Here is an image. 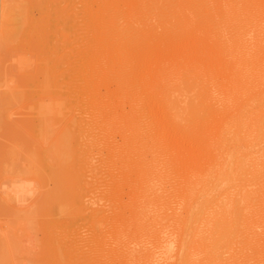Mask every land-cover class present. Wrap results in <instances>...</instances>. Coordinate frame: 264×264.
Listing matches in <instances>:
<instances>
[{"label":"rangeland","instance_id":"rangeland-1","mask_svg":"<svg viewBox=\"0 0 264 264\" xmlns=\"http://www.w3.org/2000/svg\"><path fill=\"white\" fill-rule=\"evenodd\" d=\"M37 1L38 0L35 2L32 0H0V30H12L14 28V23L11 22L10 24L8 19L15 17V15L18 17L19 13H22V15L25 14V16L23 15L25 18L24 24L20 28L19 33L23 35L28 16L27 7L30 8L32 6L31 8H33L29 9V12L32 11V13H29L32 22H38L40 20L39 17L42 16V12L40 10L41 6ZM59 1L60 3H57V0L55 2L57 7L52 4V13L50 12L51 15L53 14L51 16L52 19H50L51 24L47 27L39 28L38 30H45L46 34L44 37L46 40L44 37L41 38L37 29L34 30V28L32 29L33 36L31 35L32 37H29L30 35H28L25 37L24 39L27 40L24 41V43V39L20 40V34L18 36L19 40H15V43H12L11 41L7 42L8 44H4V46H0V92L9 93L12 91L15 93L14 96L16 95V98L19 96L20 99L19 101H12L10 104L11 108L8 107V111L5 113V115L7 114V122L3 123L6 121L4 117L2 122L3 124L0 123V264H56L54 260V253L50 250V245L56 238L58 243L61 245L60 248L63 250H65L66 243L69 242L71 247H73L74 250L76 249L75 251L77 253H75L79 257L82 252L93 254L92 247L97 236H95V229L91 224V220L89 219L90 217L88 216L94 212H103L105 213L104 215H107L105 217L109 221L115 215L113 214V211L115 210L116 212L121 209H124V215H130V212H132L130 202L132 200H136L140 194L142 195V193L139 192L145 189L144 185H147L145 183L148 180L145 175L148 174V176L151 175L149 177H153L154 167L159 173V179L156 181L154 180V185L156 186L158 193L155 200H168L169 196L172 199L175 195L178 196L181 194V186L185 182V178L190 177L193 181H201L208 168L213 167L216 169L219 167L221 165L222 154L227 149H231L234 146L229 142H217L211 147H204L202 145V140L205 139L206 136L213 134L216 129V125L203 128L199 134V137L202 138L199 142V137H196L195 139V137L191 138L185 136L181 125H174V122L171 121V112L166 107L165 98L162 94L165 86H168L171 82L175 81L180 76V73L184 71V67H187V65L192 62L199 61L201 59L204 60L200 62L199 68L196 69L197 72L201 73V71H210L211 74L216 73V86L223 87L228 82V78L232 73L231 70L234 69L226 67L225 59L222 56L216 58V60L212 59L211 54H213V42L211 40H202L201 35H197L198 33L196 30H192V27L190 26H183L184 29H182V27L173 28L174 23L169 25L165 22L164 16L167 10L161 6H158L157 8L153 7V0ZM109 3L111 5H109ZM243 5L245 6L247 14L246 23L249 24L251 21V27L248 24L243 27V40L241 43L243 46L242 56L244 57V69L249 70L246 81L250 83V86L238 100L243 112L250 107H253L256 110V115L258 116L257 120L264 122V0H244ZM58 6H61L63 10ZM186 14L187 13L178 14V19L183 20L191 16V13ZM249 16L251 19L248 18ZM53 17L56 18L54 19ZM10 20L12 21V19ZM99 23H101L100 27L102 29H108L107 31L109 35L107 36H109L108 40L110 39L108 42H104V39H102L106 36L104 30L99 27ZM104 24L106 25L104 26ZM129 24H131L132 27L129 26ZM9 25L12 27H8ZM255 27L257 28L253 29ZM59 28L63 31L59 30ZM168 29H171L174 32L169 35L166 32ZM180 29L182 30L180 31ZM100 30L103 32L101 33ZM33 31H35V33ZM246 31L248 35L245 34ZM47 33L51 35H48ZM62 34H66L65 37L62 36ZM36 35L40 37L39 39H41V41H38V44L35 46V40L38 39ZM33 37L36 38L32 40ZM63 38H65V40ZM42 39L44 41H42ZM29 40L32 41L30 42ZM115 40L118 41L114 42ZM18 41H21L20 45L17 44L19 43ZM47 41H49V43ZM53 41L56 43L53 44ZM9 43H11V45ZM31 43H33L36 48L33 49L31 47L33 46ZM25 44L29 45V48ZM55 44H57V47ZM51 45L55 48H50L52 47ZM16 46L19 47L16 48ZM41 46H44V48H40ZM46 47L48 50L50 49L49 52H46L48 51ZM27 49H30V51ZM24 52L25 56L23 55ZM119 52L122 53L120 54ZM35 53H39L41 57L38 54L35 55ZM26 54L28 55L26 56ZM100 55L101 57L99 58ZM60 58L62 62L59 61ZM55 62L59 63V65ZM48 65H51L52 67ZM20 67H23V72ZM16 68H19L20 70ZM58 68L62 73L58 70ZM46 69L48 70L46 71ZM17 70L19 72H17ZM104 70L106 71L105 74L111 78V80L109 79L110 81L103 79V75L101 74L104 73L101 72H105ZM39 71L41 72V76L38 74L40 73ZM46 73L49 77H51L52 74L56 81L54 78L51 79L52 77L48 78ZM13 74L16 77H14ZM54 74H56V76ZM57 75L59 76L57 77ZM4 76L5 78H8H6L5 81ZM35 76L37 77V80ZM99 76H102V78ZM19 77H23L21 79H24V81V77H26L27 82L25 81L26 83L24 84L27 86L22 83V80ZM31 77L34 78L32 79ZM60 78H63L64 80H61ZM31 80L35 81L32 82ZM53 80L55 81L54 84L52 83L54 82ZM38 81L43 82L42 87ZM9 82H13L14 84L11 83V85H9ZM5 84L9 85L7 87H12L9 89ZM35 84L38 85V88ZM48 89H51V91ZM41 90L44 93L41 92ZM52 90L57 91L53 92ZM30 91L35 92H32L31 94ZM24 92L27 98L24 97ZM48 92H51L52 96L50 93L48 94ZM89 92L92 93V96L94 95L97 97V102L93 109L88 107L89 96L91 95ZM37 93L41 95V97L36 96L38 95ZM176 93L178 96L177 91L174 92V94ZM55 94L58 95L55 96ZM174 96L177 97L176 95ZM59 97L61 99L63 97L62 100L65 101L66 109L70 108L72 109L71 111H63L60 106H55L59 103ZM38 98L40 99V102L38 101ZM49 98L53 100H50ZM85 98H87L88 101ZM55 100L57 103L54 104L53 102ZM260 100H262V104L259 102ZM15 101L16 104H14ZM41 102L42 104H40ZM51 103L55 107H53L55 110H50ZM86 104L88 105L87 107L85 106ZM72 106H74V108ZM12 107L14 108L12 109ZM9 108L11 110H9ZM92 110L98 114H95L94 111L92 113ZM85 112L91 113L85 114ZM94 114L99 116V121L97 122L99 129H95L94 135L91 137V140L93 141L92 147L95 149L90 156L89 162L91 165L88 164L90 168L88 167L87 169L86 166L84 168L87 169L86 172H82L80 174L79 195L81 194L80 200H82V204L86 207V213L85 215H79V213L77 214L73 211L74 214H71V209L67 206L68 208L65 207L64 209L69 212L66 213V211H64L61 212L62 215H59L57 208L55 209L53 206L54 203L52 204L54 201L51 200L52 197L56 195L54 194L51 196L55 192V184H58L56 180L54 181V176L57 177L59 176V173L62 174L63 172L64 175H66L65 173H67L68 164L71 163V161L69 160V163L63 162L64 160L66 161V159H63L66 157L57 150L59 147L57 148V146H54L56 145L55 143L60 140L57 138L59 137V134H56V132L58 129L60 130L62 128L64 122L69 119L70 115V118L74 117V120L90 122ZM232 114H234L233 111L230 112V115ZM85 115L89 117H85ZM234 115L237 116V113ZM39 117L43 120L42 122ZM42 117H44V119ZM49 117L50 119H53L55 124L52 125L54 122L49 121ZM36 119L39 120L40 124L43 123L48 126V131L50 132L47 136H45L46 134H42L44 136L37 134V129L35 128L39 126V122ZM29 123H31V126ZM37 123L38 126L36 125ZM49 124H51L55 129L50 127L51 125ZM15 130H18V134L22 132L21 135L19 134L17 136ZM14 132L17 137H13ZM52 132L53 134L49 135ZM138 132L143 139H140L139 141H145V143L141 144L140 142L138 145H132L130 150H123V153H121L122 150L120 152L118 147H121V144L123 145L125 140L123 137L131 135L130 133H132V135L138 134ZM145 135H148L149 138H145ZM55 136L58 141H56L57 139L55 140ZM86 141L87 140L84 139L83 142ZM243 142L244 136L240 133L237 135L236 145L243 144ZM85 145L86 143H83L82 147H85ZM154 147L156 154H151L148 149L152 151ZM211 149L217 152L218 155H212ZM154 155L157 156L155 157ZM70 176L71 175L69 174L67 177ZM260 181L264 182V168L260 173H258V175L251 177L245 185L253 186L256 182ZM58 190L59 189L56 190L57 193ZM49 193L51 194L49 195ZM53 198H56V196ZM45 199L48 200L49 205L47 202H44L46 201ZM117 207L119 209H117ZM158 211L161 217L164 218L165 212L168 211V209L165 205H162L158 207ZM107 220L103 222L106 224L100 227V237L108 232V224L110 222ZM51 223L55 225H52ZM152 223L153 220H150L148 226L140 231L136 222V227L134 228L132 225L131 227H127V231L119 230L117 234L113 232L116 235H108V238L104 239V246L108 253V258L102 260L103 262L96 264H126V260L124 259L125 257H123L120 253H124L128 250V248L133 250V254L136 255V257L142 256L145 260L147 253L144 251V255H142L141 250L143 245L139 243V241L145 240L146 242L148 239H151L149 229L151 231L157 229L162 237H164L165 234H170L174 239L177 238V229L171 228L170 226H163L159 223ZM58 224H60V227ZM123 224H125V221H122L120 226ZM121 236L123 238H121ZM115 237L125 240V242H128V245L123 246L116 244L114 241ZM64 239H66V242ZM4 244H8L7 247ZM191 244L192 243L190 241V247L192 246ZM9 245H11V247H9Z\"/></svg>","mask_w":264,"mask_h":264},{"label":"bare ground","instance_id":"bare-ground-1","mask_svg":"<svg viewBox=\"0 0 264 264\" xmlns=\"http://www.w3.org/2000/svg\"><path fill=\"white\" fill-rule=\"evenodd\" d=\"M32 1L35 2L36 0H32ZM57 1H58L57 3H60L59 0H57ZM107 1H109V0H107ZM37 2H39L40 6H41L40 10L42 12V14H41L42 16L39 17L40 20L36 19L39 21L38 22H32L31 18H30L31 16L29 14L30 12L32 13V11L29 12V9L32 6L30 8L27 7L28 16H27V22L25 21L26 22L25 23L26 28H25V31L22 35L21 33H19V30L22 27V25L24 24L25 14H23L24 15L23 16L22 13H19L18 17L15 15L16 18L11 17L10 19H12V21L10 19H8V22H10V24H11V22H13L14 28L12 30H9V31H7V29L6 30L5 29L0 30V46H4V44H6L7 42H11V41H12V43L13 42L15 43V40H19L18 36L20 34H21L20 40L24 39L28 35H30L29 37H32L33 36L32 35L33 34L32 29L35 28L34 30L37 29V31H38L39 28H44V27H47L51 24L50 19H52L51 16L53 15V14L51 15V13H52L51 7H52V4L55 5L56 0H40V1L38 0ZM243 2H244V0H153V5H152L153 7H156V8L158 6H161L167 10L165 12V16H164L165 22L168 23L169 25L174 23L173 28L182 27V29H184L183 26H188V27L190 26V27H192L191 28L192 30L193 29L196 30V32L198 33L197 35H199V36L201 35L202 40L203 39L204 40H211L213 42V45H212L213 46V54H211L212 59L216 60V58L222 56L225 59L226 67H231L234 69V70H231L232 73L230 74V76L228 78V82L223 87H221V86H216V73L211 74L210 71L209 72L208 71H205V72L201 71V73H199L196 71V69L199 68L200 62H202L204 59H201L199 61H194L191 64L187 65V67H184L183 68L184 71L180 73V76L175 81L171 82L170 85L165 86L164 91H162V94L164 95V96L163 95L162 96L165 98V105L169 109V111L171 112V117H170L171 121L174 122L173 123L174 125H178V124L181 125L183 134L185 136L191 137V138L195 137V139H196V137H199V134L203 128L210 127L212 125H216V129L213 132V134L206 136V138L202 140V145L204 147H211L212 145H214L217 142H229V143H232L234 145L233 148L227 149L222 154L221 165L219 167H217L216 169H214L213 167L208 168V170L206 171V174L203 176V179L199 182L193 181L190 177L185 178V182L181 186V194L178 196L175 195V197L174 198L172 197V199L169 196L170 198L168 197V200H155L158 193H157L156 186L154 185V183H155L154 180L156 181L157 179H159V177H158L159 173H158L157 169L154 167L153 177H149L151 175L148 176V174L145 175L148 180L145 183L147 185H144L145 186V189H143L144 191L142 190L143 192L142 191L139 192V193H142V195L140 194V196L138 198H136V200H132L130 202V208H132V212H130L131 216L130 215H128V216L124 215L125 214V213H123L124 209L117 210L118 212L117 211L115 212V210H114L113 214H115V215L113 216V218H111L112 220L110 219L109 221L105 217L107 215H104L105 213H103V212H94L90 216H88V217H90L89 219L91 220V224L95 229V236H97L96 240L94 239L95 242H94L93 247H92L93 254L82 252V254L79 257L76 254L77 253L75 251L76 249L74 250L73 247H71V244H69V242L66 243L65 250H63L62 248H60L61 245H60V243H58V241L56 240L57 238H56L55 241H53L54 243L52 242L53 244L51 243V245H50L51 249L49 248L54 253V260H55L56 264H78V263L79 264H96V263L103 262L102 260H105L106 258H108V253H107L106 248L104 246L105 245L104 239L108 238V235L109 236L116 235L119 230H126L127 231V227H131L132 225L134 228V227H136V222H137V227L141 231L142 229H144L145 227L148 226L150 220H153L152 224L159 223V224H162L163 226H170L171 228L177 229V231H178L177 238L174 239L170 234H168V235L165 234V236L162 237V235L160 234V232L157 229H154L152 231L149 229L151 239H148L146 242H145V240L139 241V243H141L143 245L142 250H141L142 255H144V251L147 253L145 260H144V257H142V256L136 257V255L133 254V250L128 248V250H126V251L122 250V251H125L124 253H120L123 257H125L124 259L126 260V264H264V182H262V181L256 182V184L253 186L245 185V183L247 181H249L251 177H255L256 175H258V173H260L261 170L264 168V122L257 120L258 116L256 115V110L253 107H250L245 112H243V109H241V105H240L239 100H238L239 97L250 86V83H248V81H246L247 80V74H248L249 70L244 69V60H243L244 57L242 56L243 55V46L241 44L242 40H243V31H242L243 27L246 26V24H248V23H246V18H247L246 15L247 14H246V9H245V6L243 5ZM151 3H152V1H151ZM30 5H28V6H30ZM109 5H111V4L109 3ZM61 6H58V7H61ZM31 9H33V8H31ZM60 9H62V7ZM128 9H126V10H128ZM146 9H147V7H146ZM152 10H154V9H152ZM98 11H99V8H98ZM110 11H109V13L111 14ZM180 13H184V14L185 13H187V14L191 13V16H189L186 19L181 20V19H178L179 18L178 14H180ZM59 14H60V12H59ZM26 15H27V13H26ZM63 17H64V15H63ZM108 17H109V14H108ZM53 18L55 19L56 17H53ZM248 18L251 19L250 16ZM102 19H100V20H102ZM62 20H59V21H62ZM98 22H99V20H98ZM100 22H102V21H100ZM250 23H251V21L248 24L249 26H250ZM7 24H9V23H7ZM100 24L101 23L98 24L99 27H100ZM55 25H57V24H55ZM105 25L106 24H104V26ZM101 26H103V25H101ZM121 26H122V24H121ZM129 26H131V24H129ZM8 27H12V26L9 25ZM36 27H38V28H36ZM58 27H59V25H58ZM103 28H106V27H103ZM113 28H115V27H113ZM256 28L257 27H255L253 29H256ZM53 29H54V27H53ZM55 29H56V26H55ZM182 29H180V31ZM247 29H248V27H247ZM59 30L63 31L60 28H59ZM102 30H104V29H102ZM107 30L108 29L104 30V33L106 36L105 38H102V39H104V42H108L110 40V39L108 40L109 36H107V35H109V33ZM53 31H55V30H53ZM188 31H189V29H188ZM33 32L35 33V31H33ZM65 32H67V31H65ZM102 32L103 31H101V33ZM166 32L169 35H171L174 31H172L171 29H168ZM38 33H39V36H41V38L44 37L46 34L45 30L38 31ZM123 33H125V32H123ZM94 34H96V33H94ZM245 34H247V31ZM48 35H51V34H48ZM65 35L66 34H64V35L62 34V36H64V37H65ZM174 35H175V33H174ZM188 35H189V33H188ZM249 35H251V34H249ZM36 36L38 37V39L35 40L36 41V43H34L35 46L38 44V41H41V39H39L40 37L38 35H36ZM60 36H61V34H60ZM166 36L168 37L167 34H166ZM46 37H47V35H46ZM101 37H103V36H101ZM35 38L33 37V39L32 38L31 39L34 40ZM120 38H121V36H120ZM44 39L46 40L45 37H44ZM63 39L65 40V38H63ZM137 39H139V38H137ZM137 39H135V40H137ZM26 40L24 39L23 43ZM32 40H29V41L31 42ZM47 40H48V38H47ZM118 40H119V38H118ZM118 40H115L114 42H116ZM42 41H44V40L42 39ZM100 41H102V40H100ZM245 41H246V39H245ZM247 41H248V39H247ZM47 42L49 43V41H47ZM54 43H56V42L53 41V44ZM103 43H101V44H103ZM140 43H142V42H140ZM9 44L11 45V43H9ZM17 44L20 45L21 41ZM31 44L33 45V46H31L33 49L36 48V47H34L33 43H31ZM39 44H40V42H39ZM58 44H59V42H58ZM25 45H27V44H25ZM55 45L57 47V44H55ZM27 46L29 48V45H27ZM44 46H45V44H44ZM44 46H41L40 48L43 49ZM100 46H102V45H100ZM115 46H117V45H115ZM120 46H121V44H120ZM17 47H19V46H16V48ZM112 47H111V49H112ZM50 48L54 49L55 47L53 48V46H52ZM30 49H27V50L30 51ZM38 49H39V47H38ZM47 50H48V48H47ZM49 50L46 52H49ZM124 50H122V51H124ZM31 51H32V49H31ZM33 52H35V51H33ZM46 52H44V53L47 54ZM107 52H109V51H107ZM55 53H57V52H55ZM24 54H25V52L23 53V55ZM36 54L40 55L39 53H35V55ZM27 55L28 54H26V56ZM55 55H54V57H55ZM60 55L62 56V54H60ZM121 56H125V55H121ZM40 57H41V55H40ZM62 57H64V56H62ZM100 57H101V55L99 56V58ZM45 58H47V57H45ZM58 58H59V56H58ZM202 58H204V57H202ZM36 59H37V57H36ZM99 60H101V59H99ZM59 61H61V58ZM99 62H101V61H99ZM55 63H57V62H55ZM55 63H53V64H55ZM57 64L59 65V63H57ZM99 64H101V63H99ZM48 66L52 67L51 65H48ZM30 67H31V65H30ZM20 68L22 71L23 67H20ZM16 69H19V68H16ZM97 69H99V68H97ZM47 70L48 69H46V71ZM54 70H56V69H54ZM58 70L60 71L59 68H58ZM58 70H57V72H58ZM102 70H103V68H102ZM96 71H98V70H96ZM5 72H7V71H5ZM17 72H19V71L17 70ZM60 72H59V74H60ZM101 73H104V74H101V75H103V79H105V80L107 79L108 81L111 80V78L109 76H107V74H105L106 71L101 72ZM38 74L41 76V72ZM56 74H54V75L56 76ZM10 75H12V74H10ZM46 75H47V73H46ZM6 76H7V74H6ZM13 76H14V74H13ZM58 76L59 75H57V77ZM14 77H16V76H14ZM28 77H30V76H28ZM51 77L48 76V78H51V79L54 78L52 76V74H51ZM61 77H64V76H61ZM99 77L102 78V76H99ZM4 78H5V76H4ZM6 78L4 79V81L6 80ZM19 78L21 79L23 77H19ZM24 78L26 81V77H24ZM31 78L33 79L34 77H31ZM35 78L37 80L36 76H35ZM43 78H45V77H43ZM98 79H100V78H98ZM54 80L56 81L55 78H54ZM25 81L23 79L22 83L24 84L27 82V81L26 82ZM31 81L33 82L35 80H31ZM55 81L52 83L54 84ZM13 82H14V80H13ZM13 82H9L8 84L11 85V83H13ZM18 82H19V80H18ZM38 82H40V81H38ZM40 84L42 87L43 82H40ZM9 85H6V87ZM35 85L38 88V85L37 84H35ZM1 86H3V85H1ZM25 86H27V85H25ZM10 87H12V86H10ZM10 87H7V88L10 89ZM16 87H18V86H16ZM32 90H34V89H32ZM49 91H51V89ZM52 91L54 92L55 90H52ZM175 91L178 92V96H177V93L174 94ZM30 92L32 94V92H35V91H30ZM41 92H43V91L41 90ZM58 92H60V91H58ZM49 93L51 94V92H48V94ZM89 93L91 94L89 96V103L85 102V103H88L89 106L87 104L85 106L86 107L88 106L91 109H93L95 107L96 102H97V97L94 95L92 96L91 92H89ZM95 93H96V91H95ZM14 94L15 93H13L12 91L9 93L8 92H6V93L0 92V123L3 122L4 117H5L6 121H4L3 123L7 122V118H6L7 114L5 115V113H7L8 107L11 106L10 104L12 103V101L13 100H17V101L20 100L19 96L17 95L18 98H16L15 97L16 95L14 96ZM23 95H24V97L27 98V96H25V92ZM56 95H58V94H55V96ZM174 95H176L177 97H175ZM32 96H34V95H32ZM36 96L41 97V95H39V94ZM51 96H52V94H51ZM31 99H32V97H31ZM62 99H63V97H62ZM62 99L60 97L58 98L59 101L56 99L59 103L55 106H58V107L60 106L63 111L64 110L71 111L72 109H70V108H69L70 110L66 109L65 101ZM85 99L88 101L87 98H85ZM23 100H25V99H23ZM29 100H30V98H29ZM50 100H53V99H50ZM56 100L54 102L53 101H50V102H53L55 104V103H57ZM38 101L40 102V99ZM32 102H34V101H32ZM259 102L261 103L262 100H260ZM17 103H19V102H17ZM14 104H16V101ZM40 104H42V102ZM79 105H77V106H79ZM37 107H39V106H37ZM51 107H50V110H55V109H53L54 106L52 105V103H51ZM72 107L74 108V106H72ZM82 107H84V106H82ZM10 108H9V110H11ZM13 108L14 107H12V109ZM75 108H77V107H75ZM83 109H80V110H83ZM85 109H87V108H85ZM40 110H42V109H40ZM83 111H85V110H83ZM93 111L94 110H92L91 112L93 113ZM232 111L234 114L237 113V116H235L234 114L230 115V112H232ZM91 112H87V113H91ZM87 113L85 112V114H87ZM13 114H14V112H13ZM15 114H16V111H15ZM47 114H48V112H47ZM61 114H62V112H61ZM95 114H98V113L95 112ZM95 114L93 115L94 117L92 116V120L89 119L90 122H85V121H81V120H74V117L70 118L71 115L70 116L68 115L69 119H67L66 122H64L63 126L61 125L62 128L60 130L58 129V131L55 130V131H57L56 134H59L58 135L59 137H57V138H59L60 140H59V142L55 143V140L57 139L55 136L54 143L56 145H54V146H57V148L59 147L57 150L60 151L63 154V156L66 157V158H63V159H66V161L64 160L63 162L69 163L71 161V163L68 164V169L66 171L67 173H65L66 175H64V172H63L62 174L59 173V176H57V177L54 176V178H55L54 181L56 180L58 182V184H55L56 185L55 188L56 187L57 188L56 189L54 188L55 192L51 196L56 194V195H54V196H56V198H53L54 197L53 196L52 199H51V197H50V199L52 201H54V202H52V204L54 203L53 206L55 207V209L57 208V210H58L57 212L59 215H62L61 212H64V211H66V213L69 212L68 210L64 209L65 207L68 208L67 206H69V208L71 209L70 210L71 214L72 213L74 214V212H76L77 214L79 213V215H85V213H86L85 212L86 207H84V205L82 204V200H80L81 194L79 195V192H80V174L82 172H86L88 167L90 168V166L88 165V164H90V162H89L90 156L92 155V152H94V149H95L94 147H92L93 141L91 140V137L94 135L95 129H99V125L97 124V122L99 121V116L95 115ZM43 115H41V116H43ZM85 117H89V116L85 115ZM37 118H38V116H37ZM42 118L44 119V117H42ZM39 119L41 122L43 121L40 117H39ZM45 119H47V118H45ZM54 119H55V117H54ZM48 120L51 122H54L53 119H50V117ZM37 121L39 122V120H37ZM30 124L31 123H29V125ZM53 124H55V122L52 123V125ZM36 125L38 126V123ZM49 125H51V124H49ZM52 125L50 127L53 128ZM33 126H35V125H33ZM45 126H46V124H43V123L40 124V122H39V126L37 128H35V129H37L36 132L38 135H42V134H44V135L46 134L45 136L48 135V133L50 131H48V126H46V127ZM2 127H3V125H2ZM53 129H55V128H53ZM130 130H132V129H130ZM15 132L17 133V136L19 134L21 135V133H22L21 132L18 134V130H15ZM15 132H14V135L12 134L13 137L14 136L17 137ZM133 132H135V131H133ZM240 133L244 136V142H243V144H237L236 145L237 135ZM52 134H53V132L49 135H52ZM126 134H128V133H126ZM130 134L131 135H129L127 137H125V136L123 137V138H125L124 143H123V145L121 144V147H118L120 149L119 150L120 152L122 150L121 153H123V150H130V147L132 145H138V143L141 142V141H139L140 139L143 140L141 138V135L139 134V132H138V134L133 133L134 135H132V133H130ZM44 135H42V136H44ZM54 135H55V133H54ZM150 135H152V134H150ZM36 137L38 138L37 135H36ZM146 137H148V135L147 136L145 135V138ZM47 138H49V137H47ZM52 138H53V136H52ZM53 139H51V140H53ZM84 139H86L87 141L83 142ZM201 139L202 138L199 137L198 142ZM56 141H58V139ZM54 143H52V144H54ZM83 143H86L85 147H82ZM142 143H145V141H142L141 144ZM151 149H152V147H151ZM154 149H155V147L153 148L152 151L150 149H148V151L151 154H156V151H154ZM139 150H141V149H139ZM143 152H144V150H143ZM54 153H55V151H54ZM211 153H212V155H218V153L213 151V149H211ZM96 160H98V159H96ZM86 166H87V169H84ZM136 169H138V168H136ZM155 169H156V171H155ZM69 174L71 176L67 177ZM54 175H55V173H54ZM115 179H117V178H115ZM10 181H11V179H10ZM7 182H9V181H7ZM57 189H59L58 193L56 191ZM50 194L51 193H49V195ZM53 199H56V200H53ZM166 199H167V197H166ZM48 200H49V197H48ZM48 200H46L44 202H47L49 205ZM65 204H66V206H65ZM162 205H165V207L168 209V211L165 212L164 218L161 217V215L158 211V207H160ZM117 209H119V208L117 207ZM86 219H87V217H86ZM86 219H85V221H86ZM105 220L110 222L108 224V226H109L108 232L106 234L101 235V237H100V234H101L100 233V227L102 225L106 224V223H103V222H105ZM122 221H125V224L120 226ZM52 225H55V224H52ZM58 225L60 227V224H58ZM113 232L116 234H114ZM121 238H123V237L121 236ZM64 240L66 242V239H64ZM114 241L116 244H120L123 246L128 245V242H125V240L120 239L119 237H115ZM190 241L192 243L191 247H190ZM29 242H31V241H29ZM4 245L7 247L6 244H4ZM9 247H11V245H9ZM77 250H79V249H77ZM4 259H5V257H4Z\"/></svg>","mask_w":264,"mask_h":264}]
</instances>
